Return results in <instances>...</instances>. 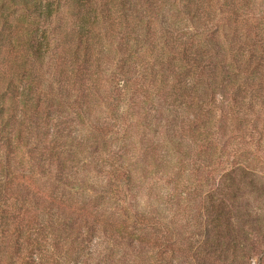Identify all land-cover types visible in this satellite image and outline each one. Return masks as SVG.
I'll return each instance as SVG.
<instances>
[{
    "label": "trees",
    "instance_id": "trees-1",
    "mask_svg": "<svg viewBox=\"0 0 264 264\" xmlns=\"http://www.w3.org/2000/svg\"><path fill=\"white\" fill-rule=\"evenodd\" d=\"M250 155L264 0H0V264H168L139 195L219 227Z\"/></svg>",
    "mask_w": 264,
    "mask_h": 264
},
{
    "label": "rangeland",
    "instance_id": "rangeland-1",
    "mask_svg": "<svg viewBox=\"0 0 264 264\" xmlns=\"http://www.w3.org/2000/svg\"><path fill=\"white\" fill-rule=\"evenodd\" d=\"M249 159L257 171L264 173V163H258L254 155H250ZM216 177L218 175H215ZM256 183H260L257 184L258 186H264V178ZM256 189V184L252 185L248 180L239 184L235 209H240L251 215H238L235 212V215H224L219 227L216 226L217 222H214L213 215H198L196 213L198 204H195L194 201L185 200L183 208L186 207L187 211L193 212L194 206L195 213L174 215V207L172 208L169 204L174 205V201L171 202L167 198L161 199L164 193V196L167 195L168 187L164 190L165 192L162 190L160 196L153 195L148 199L147 196L145 197L147 190H144L139 195L141 198L139 204L144 208L149 202H153L152 205L160 207L161 203L156 202L158 200L166 202L167 208L171 209L168 215H157L158 218L160 216L161 218H159L160 223L156 227L160 234L161 229H164L165 226L170 227H166V233L169 231L168 238L173 239L175 244L168 248V264H264V192ZM165 218H167L166 225L161 221ZM221 234L232 239L233 243H219L218 236ZM181 235L183 236L182 240L180 239ZM179 239L183 251H181L180 257H175L173 251L180 248ZM157 250L160 254L161 250L159 248Z\"/></svg>",
    "mask_w": 264,
    "mask_h": 264
}]
</instances>
